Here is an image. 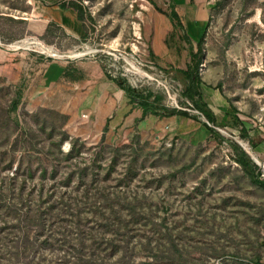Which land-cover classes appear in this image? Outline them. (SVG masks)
<instances>
[{"label": "rangeland", "instance_id": "374dc122", "mask_svg": "<svg viewBox=\"0 0 264 264\" xmlns=\"http://www.w3.org/2000/svg\"><path fill=\"white\" fill-rule=\"evenodd\" d=\"M154 1L163 11L0 0V264H264V187L226 140L264 161L249 142L264 146V0H204L206 22L187 28L195 50L204 33V101L224 141L181 103L191 42L168 1ZM68 61L81 71L50 84L48 68ZM115 78L200 120L172 116L102 143L82 92L102 81L127 97ZM225 110L243 124L222 126Z\"/></svg>", "mask_w": 264, "mask_h": 264}, {"label": "crops", "instance_id": "0c3cea01", "mask_svg": "<svg viewBox=\"0 0 264 264\" xmlns=\"http://www.w3.org/2000/svg\"><path fill=\"white\" fill-rule=\"evenodd\" d=\"M34 1L38 6H49L47 0ZM167 1L168 5H174L175 10L178 12L182 23L186 27V30L187 28H191L192 30H201L202 25L207 20L208 15L206 3L204 2V0ZM52 8L54 9V7ZM62 11L65 12L66 10ZM79 71H81V68L76 64L71 63L70 61L60 66L53 63V65L50 66L46 71V77L50 84H55L59 81L70 82V80L68 79L69 75H74L73 73H78ZM79 78L84 79L85 76ZM78 79L74 77V80ZM85 80L89 81V78H86ZM91 82L93 83V81H90L88 83ZM102 83L104 82H98L100 86H97V84L94 86L89 85L88 88L82 92L84 98L82 99L81 108L88 111V116L84 117L85 119L89 117V113H93V117L95 118V120L99 122L100 126H102L101 140L103 141L104 139H107L114 135L126 136L128 132L130 133V131L132 132L135 129L144 130L149 126L160 128L163 126L165 120L169 119L172 116H180L181 118H185V116L181 115L160 117L153 114L142 117V109L136 106L128 96L124 97L122 93L117 89H114L110 85V83L105 82L107 83L106 85ZM249 142L254 147L257 153H259L261 156H264V146L262 145V143L255 142L252 139H249Z\"/></svg>", "mask_w": 264, "mask_h": 264}, {"label": "trees", "instance_id": "16d2710c", "mask_svg": "<svg viewBox=\"0 0 264 264\" xmlns=\"http://www.w3.org/2000/svg\"><path fill=\"white\" fill-rule=\"evenodd\" d=\"M158 10L163 11L154 0H150ZM69 7L74 8L80 14H84V10L81 5L77 3L69 4L66 1H61L59 4V8L61 10H66ZM170 11L164 13L169 17L171 22L173 23L174 29L180 27L185 34V39L188 42H191L190 45V55L191 59L187 63L185 69H181V72L185 75V86L182 91L183 100L181 103L186 105L189 109L198 110L201 114L205 115L207 118V122H203V124L210 130L212 135L216 136L217 138L221 139V141L225 140V137L214 127L210 124L217 125L216 118L212 111L209 108V105L204 101V92L203 87L205 82L203 81L199 67L202 62V44L204 39V33L200 35V38L197 40V49L193 47V40L191 36L188 34L185 25L182 23L178 12L175 10L173 4L170 5ZM171 44V43H170ZM169 45V43H168ZM119 86L126 92L130 100L138 107L142 109V117H145L149 114H153L156 116L164 117V116H172V115H181L185 117H191L196 120H200V116L197 114L192 115L189 111L185 109H179L177 107H170L165 105L162 102V95H156L152 91H148L146 93L142 91L136 90L131 85H126L124 82L119 80L118 78L114 79ZM21 97L17 94L16 98L11 103V110H17ZM189 101L190 103H188ZM233 107V106H232ZM235 108V107H233ZM222 126H232V125H240L243 124L242 119L235 113H232L229 110H225V116L223 121L220 123ZM242 135L247 137V133L242 127ZM66 137V136H65ZM68 137V135H67ZM230 147L233 150L232 157L234 161H236L243 170L247 173L250 177L251 181L261 187H264V176L262 175L261 167L256 163V161L251 157V155L236 141L232 139H227ZM104 141L102 140V143ZM68 157L71 156V152L67 154ZM18 177V172L14 175V178Z\"/></svg>", "mask_w": 264, "mask_h": 264}, {"label": "built area", "instance_id": "2783aa9c", "mask_svg": "<svg viewBox=\"0 0 264 264\" xmlns=\"http://www.w3.org/2000/svg\"><path fill=\"white\" fill-rule=\"evenodd\" d=\"M188 103H190L189 101H187ZM176 106L179 109H186L183 108L181 105H179L178 103H176ZM83 116H86V114H83ZM253 159L256 161V163L261 167V171H262V175L264 176V161H260L257 157H253Z\"/></svg>", "mask_w": 264, "mask_h": 264}]
</instances>
